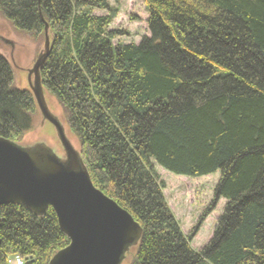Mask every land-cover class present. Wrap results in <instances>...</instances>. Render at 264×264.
I'll return each mask as SVG.
<instances>
[{"label":"trees","instance_id":"1","mask_svg":"<svg viewBox=\"0 0 264 264\" xmlns=\"http://www.w3.org/2000/svg\"><path fill=\"white\" fill-rule=\"evenodd\" d=\"M109 0H0V15L51 41L43 87L64 110L93 185L142 230L131 264H264V0H143L149 36L112 40ZM104 11L97 16L93 11ZM0 55V137L17 141L35 111ZM153 163L189 178L216 172L199 250L181 233ZM0 264H48L68 244L49 208L0 207ZM194 233V232H193Z\"/></svg>","mask_w":264,"mask_h":264},{"label":"water","instance_id":"2","mask_svg":"<svg viewBox=\"0 0 264 264\" xmlns=\"http://www.w3.org/2000/svg\"><path fill=\"white\" fill-rule=\"evenodd\" d=\"M50 49L45 26L42 50L25 72L34 105L42 122L52 126L61 151L39 137L26 145L20 139L0 137V207L18 205L39 218L49 208L53 211L68 244L48 264H126L142 230L127 211L93 185L79 143L76 146L67 138L65 127L48 110L40 69Z\"/></svg>","mask_w":264,"mask_h":264},{"label":"rangeland","instance_id":"3","mask_svg":"<svg viewBox=\"0 0 264 264\" xmlns=\"http://www.w3.org/2000/svg\"><path fill=\"white\" fill-rule=\"evenodd\" d=\"M108 4L116 10V17L109 29L127 32L126 36L113 39V45L117 43L137 44L143 36H149L146 23L148 14L143 0H109ZM93 13L97 16L106 14L104 11L97 10ZM0 37V55L12 67V86L17 89L28 90L25 71L32 67L37 55L42 50L44 38L34 37L15 30L1 15ZM10 42L12 44H9ZM43 93L48 110L65 127L67 138L77 146V139L70 131L64 110L44 87ZM29 116V127L22 134L19 142L21 141L23 145H26L39 137L41 141H45L54 149L61 151L52 126L47 122H42L36 106L34 113ZM153 167L158 176V182H162L163 185L164 201L178 223L181 233L190 237V247L199 251L210 240L217 219L222 214L225 206V201L221 199L216 202L212 209H209L213 201L219 173L216 172L199 178H189L170 174L154 163ZM134 251L130 254L131 257L126 259V264H131Z\"/></svg>","mask_w":264,"mask_h":264},{"label":"built area","instance_id":"4","mask_svg":"<svg viewBox=\"0 0 264 264\" xmlns=\"http://www.w3.org/2000/svg\"><path fill=\"white\" fill-rule=\"evenodd\" d=\"M7 264H24V261L22 258L14 256L8 259Z\"/></svg>","mask_w":264,"mask_h":264}]
</instances>
